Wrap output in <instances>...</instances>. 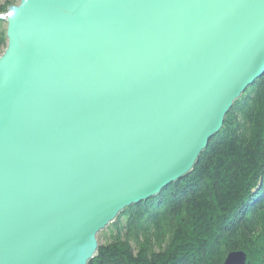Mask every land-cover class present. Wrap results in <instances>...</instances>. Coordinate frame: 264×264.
Returning a JSON list of instances; mask_svg holds the SVG:
<instances>
[{
  "label": "water",
  "instance_id": "95a60500",
  "mask_svg": "<svg viewBox=\"0 0 264 264\" xmlns=\"http://www.w3.org/2000/svg\"><path fill=\"white\" fill-rule=\"evenodd\" d=\"M0 17V264H89L264 75V0H20Z\"/></svg>",
  "mask_w": 264,
  "mask_h": 264
},
{
  "label": "trees",
  "instance_id": "16d2710c",
  "mask_svg": "<svg viewBox=\"0 0 264 264\" xmlns=\"http://www.w3.org/2000/svg\"><path fill=\"white\" fill-rule=\"evenodd\" d=\"M20 0H0V15ZM0 17V54L7 46ZM89 264H264V75L237 99L186 176L125 208Z\"/></svg>",
  "mask_w": 264,
  "mask_h": 264
},
{
  "label": "rangeland",
  "instance_id": "374dc122",
  "mask_svg": "<svg viewBox=\"0 0 264 264\" xmlns=\"http://www.w3.org/2000/svg\"><path fill=\"white\" fill-rule=\"evenodd\" d=\"M99 242V241H98Z\"/></svg>",
  "mask_w": 264,
  "mask_h": 264
}]
</instances>
